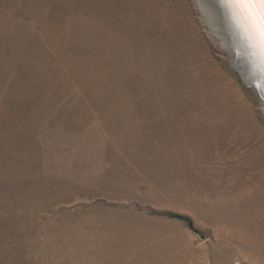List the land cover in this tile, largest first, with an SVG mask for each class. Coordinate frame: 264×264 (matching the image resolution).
Segmentation results:
<instances>
[{
  "label": "rangeland",
  "instance_id": "374dc122",
  "mask_svg": "<svg viewBox=\"0 0 264 264\" xmlns=\"http://www.w3.org/2000/svg\"><path fill=\"white\" fill-rule=\"evenodd\" d=\"M195 0H0V264H264V113Z\"/></svg>",
  "mask_w": 264,
  "mask_h": 264
},
{
  "label": "snow or ice",
  "instance_id": "6c2138e0",
  "mask_svg": "<svg viewBox=\"0 0 264 264\" xmlns=\"http://www.w3.org/2000/svg\"><path fill=\"white\" fill-rule=\"evenodd\" d=\"M208 4L222 11L239 49L237 55L249 67L254 86L264 98V0H208Z\"/></svg>",
  "mask_w": 264,
  "mask_h": 264
},
{
  "label": "bare ground",
  "instance_id": "6f19581e",
  "mask_svg": "<svg viewBox=\"0 0 264 264\" xmlns=\"http://www.w3.org/2000/svg\"><path fill=\"white\" fill-rule=\"evenodd\" d=\"M198 4L202 14L204 21L210 28L213 35L220 40V44L223 48H226L230 51L232 55V60L235 58L236 65L241 73L244 74V77H247L246 80L250 84H254L253 78L249 74V67L242 60L241 57L237 55L239 49L233 42V37L231 31L223 19L222 11L218 8V6L212 4H208V0H195ZM210 9V10H209ZM264 111V105H263Z\"/></svg>",
  "mask_w": 264,
  "mask_h": 264
},
{
  "label": "water",
  "instance_id": "95a60500",
  "mask_svg": "<svg viewBox=\"0 0 264 264\" xmlns=\"http://www.w3.org/2000/svg\"><path fill=\"white\" fill-rule=\"evenodd\" d=\"M235 60H236V59L234 58V59H233V68H234V70L238 73V75L240 76L241 81H242L243 84L246 86V88H251V89H253V90L258 94L259 98L261 99L260 101L262 102V111H263L264 98L261 97V94L257 91V89H256V87L254 86V84H250V83L246 80L247 77H244V74L240 72V70L238 69L237 65L235 64V63H236ZM242 60H243V59H242ZM263 113H264V111H263Z\"/></svg>",
  "mask_w": 264,
  "mask_h": 264
}]
</instances>
